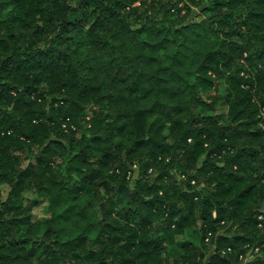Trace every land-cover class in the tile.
Instances as JSON below:
<instances>
[{
    "label": "trees",
    "instance_id": "16d2710c",
    "mask_svg": "<svg viewBox=\"0 0 264 264\" xmlns=\"http://www.w3.org/2000/svg\"><path fill=\"white\" fill-rule=\"evenodd\" d=\"M0 264H264V0H0Z\"/></svg>",
    "mask_w": 264,
    "mask_h": 264
},
{
    "label": "rangeland",
    "instance_id": "374dc122",
    "mask_svg": "<svg viewBox=\"0 0 264 264\" xmlns=\"http://www.w3.org/2000/svg\"><path fill=\"white\" fill-rule=\"evenodd\" d=\"M184 5L180 4V7H183ZM198 18H200L199 16V10L194 8V7H191V14H190V17L189 19H192V20H197ZM85 115L87 117H89L91 115L90 112H86ZM1 190H2V193H3V198H5L7 192H8V188L6 186H3L1 187ZM24 198L26 201H32L34 200L36 197H35V194L32 193V192H28L24 195ZM46 208H47V203L43 200H40L38 202V205H36V207L33 209V212H32V215H33V220L34 221H39L43 218H45L46 216ZM187 237L186 236H180V237H177L176 238V241H182V240H186ZM254 261V256L252 254H249L245 260V263L246 262H253Z\"/></svg>",
    "mask_w": 264,
    "mask_h": 264
}]
</instances>
